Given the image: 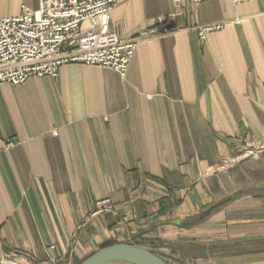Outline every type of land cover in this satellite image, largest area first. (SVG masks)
Instances as JSON below:
<instances>
[{"label": "crops", "instance_id": "crops-1", "mask_svg": "<svg viewBox=\"0 0 264 264\" xmlns=\"http://www.w3.org/2000/svg\"><path fill=\"white\" fill-rule=\"evenodd\" d=\"M23 6L39 0H0V17ZM210 23L225 25L201 40ZM111 29L140 39L124 77L70 63L0 82V264H80L121 242L264 264V0H120Z\"/></svg>", "mask_w": 264, "mask_h": 264}, {"label": "built area", "instance_id": "built-area-1", "mask_svg": "<svg viewBox=\"0 0 264 264\" xmlns=\"http://www.w3.org/2000/svg\"><path fill=\"white\" fill-rule=\"evenodd\" d=\"M119 1L39 0L35 10L23 6L18 16L0 17V82L20 86L33 77L55 78L60 68L70 63L112 69L126 76L140 39L121 37L111 29L112 12ZM174 2L177 8L182 7L183 0ZM178 15L173 13L159 24L177 26ZM224 25L210 23L196 30L200 39L206 40ZM151 32L158 33V29ZM106 204L101 202V206ZM8 262L1 258V264Z\"/></svg>", "mask_w": 264, "mask_h": 264}, {"label": "water", "instance_id": "water-1", "mask_svg": "<svg viewBox=\"0 0 264 264\" xmlns=\"http://www.w3.org/2000/svg\"><path fill=\"white\" fill-rule=\"evenodd\" d=\"M170 264L156 251L126 242L114 243L99 248L80 264Z\"/></svg>", "mask_w": 264, "mask_h": 264}, {"label": "rangeland", "instance_id": "rangeland-1", "mask_svg": "<svg viewBox=\"0 0 264 264\" xmlns=\"http://www.w3.org/2000/svg\"><path fill=\"white\" fill-rule=\"evenodd\" d=\"M162 256V255H161ZM165 260H167L164 256H162ZM6 258V257H5Z\"/></svg>", "mask_w": 264, "mask_h": 264}, {"label": "trees", "instance_id": "trees-1", "mask_svg": "<svg viewBox=\"0 0 264 264\" xmlns=\"http://www.w3.org/2000/svg\"><path fill=\"white\" fill-rule=\"evenodd\" d=\"M111 244H114V243H111ZM111 244H109V245H111ZM107 246V245H106ZM104 247V246H103Z\"/></svg>", "mask_w": 264, "mask_h": 264}]
</instances>
